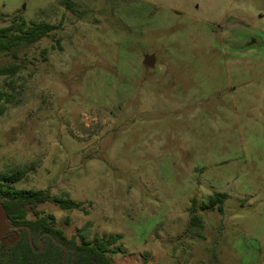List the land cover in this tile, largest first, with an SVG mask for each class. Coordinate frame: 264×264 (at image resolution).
I'll list each match as a JSON object with an SVG mask.
<instances>
[{"label": "rangeland", "instance_id": "374dc122", "mask_svg": "<svg viewBox=\"0 0 264 264\" xmlns=\"http://www.w3.org/2000/svg\"><path fill=\"white\" fill-rule=\"evenodd\" d=\"M75 1L0 0V28L57 26L0 58L20 65L0 173L80 203L38 210L79 244L118 236L114 264H264V0Z\"/></svg>", "mask_w": 264, "mask_h": 264}, {"label": "trees", "instance_id": "16d2710c", "mask_svg": "<svg viewBox=\"0 0 264 264\" xmlns=\"http://www.w3.org/2000/svg\"><path fill=\"white\" fill-rule=\"evenodd\" d=\"M70 11L78 5L75 0H59ZM57 29L56 25L27 22L19 18L11 25L0 28V58L3 55L18 57V51L40 42ZM20 71L19 64L0 67V77H14ZM15 94L0 87V111L5 104H18ZM30 168L15 169L0 173V210H4L8 228L0 240V264H114L109 254L115 253L112 247L118 236L95 238L92 243H78L77 236L68 237L56 227L54 215L43 216L38 206L54 203L61 210L79 209L80 203L68 194L53 196L44 190H19L12 187L25 179ZM228 199L226 193L211 195L206 203L199 206L202 211L224 212ZM32 212L36 219H28ZM191 225L203 228V219L196 207L192 208ZM1 219V215H0Z\"/></svg>", "mask_w": 264, "mask_h": 264}, {"label": "water", "instance_id": "95a60500", "mask_svg": "<svg viewBox=\"0 0 264 264\" xmlns=\"http://www.w3.org/2000/svg\"><path fill=\"white\" fill-rule=\"evenodd\" d=\"M155 63V57L154 56H145L144 65L147 67H153ZM0 240L3 237L4 233L6 232L8 228V221L6 218V214L4 210H0Z\"/></svg>", "mask_w": 264, "mask_h": 264}]
</instances>
